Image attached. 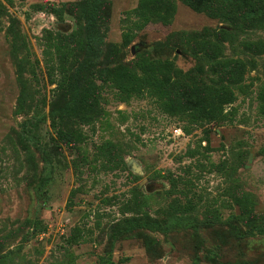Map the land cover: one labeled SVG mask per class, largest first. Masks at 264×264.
<instances>
[{
    "label": "rangeland",
    "instance_id": "1",
    "mask_svg": "<svg viewBox=\"0 0 264 264\" xmlns=\"http://www.w3.org/2000/svg\"><path fill=\"white\" fill-rule=\"evenodd\" d=\"M77 1L0 0V264H264V232L247 234L254 220L240 217L246 209L264 221V53L250 56L238 44L264 40V26L222 42L220 60L255 66L232 87L223 120L194 123L162 111L145 91L122 100L103 78L115 67L142 74V59L214 85L217 72L194 52V38L232 27L180 0L171 18L142 19L132 12L139 0H108L103 51L83 90L97 112L71 126L72 146L49 110L75 103L51 81L69 37L83 30L69 5ZM68 59L71 75L78 63ZM145 213L165 229L113 238L118 222Z\"/></svg>",
    "mask_w": 264,
    "mask_h": 264
},
{
    "label": "trees",
    "instance_id": "2",
    "mask_svg": "<svg viewBox=\"0 0 264 264\" xmlns=\"http://www.w3.org/2000/svg\"><path fill=\"white\" fill-rule=\"evenodd\" d=\"M180 1L191 9L202 12L208 17L221 19L232 27L231 30L218 29L210 32L206 37L194 38V52H200L201 57L211 62L212 71L217 72L218 75L217 82L214 85L201 83L194 78V75L183 74L179 68L174 67L170 62L159 65L142 59L137 60L142 69V74H137L126 67H115L107 71L108 73L105 72L109 75L103 79L110 83V87L116 89L117 95L122 100L132 96H140L145 91L146 94L155 97L157 105L162 111L171 115L186 118L194 123L223 120L225 117L224 104L232 102L235 98L232 87L236 85L241 87L248 66L254 67L255 61L252 58L220 60L219 58L223 56L222 42L227 41L233 44L240 33L263 27L264 0ZM74 4L78 6L84 19L83 30L81 33L72 34L69 37L70 44L67 43L68 48L62 50L59 58V78L53 79L51 82H57L58 91L72 95V98H75V103L61 110L54 105L49 110L52 125L62 143L72 146L75 145L78 134L73 132L71 126L80 121L89 122L97 112L95 110L96 97L83 90L85 86L92 84L90 68L99 59L103 51L104 37L100 30L99 21L106 17L109 1L81 0L69 5ZM132 12L141 19L145 18L146 15L171 18L175 13V6L172 0H139ZM238 44L250 56H258L264 53L263 39H244ZM79 52L83 53L80 60L76 55ZM68 58H70L72 65L78 63L71 75L66 73L67 69L70 68H66L65 65L69 60ZM66 59L68 60L66 61ZM259 99L261 111L264 113V84L259 90ZM177 204L179 203L174 200L172 206L175 207ZM189 208L190 204L186 203L180 210L187 211L190 210ZM240 217L246 222L251 219L254 220V225L247 234L255 230L260 233L264 232V221L258 219L252 212L243 209ZM257 219L259 221L255 223ZM151 221L146 213L126 217L114 226L113 238H121L140 228L165 229L166 225L163 227L157 222ZM173 222L174 219H167L168 226ZM227 223L231 225L230 222ZM234 232L238 237L240 236L237 230Z\"/></svg>",
    "mask_w": 264,
    "mask_h": 264
},
{
    "label": "water",
    "instance_id": "3",
    "mask_svg": "<svg viewBox=\"0 0 264 264\" xmlns=\"http://www.w3.org/2000/svg\"><path fill=\"white\" fill-rule=\"evenodd\" d=\"M131 50L133 51V50H134V47H132ZM133 169H134V171L137 172V173H139V172L141 171V170H140V167H138V166L136 165V163H133Z\"/></svg>",
    "mask_w": 264,
    "mask_h": 264
}]
</instances>
